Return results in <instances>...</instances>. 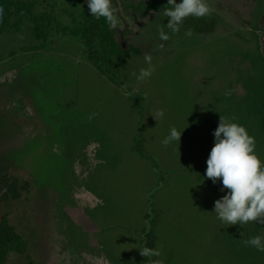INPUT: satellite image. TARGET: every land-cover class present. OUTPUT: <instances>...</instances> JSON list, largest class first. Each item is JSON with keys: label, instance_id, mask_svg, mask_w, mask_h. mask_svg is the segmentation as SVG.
Segmentation results:
<instances>
[{"label": "rangeland", "instance_id": "374dc122", "mask_svg": "<svg viewBox=\"0 0 264 264\" xmlns=\"http://www.w3.org/2000/svg\"><path fill=\"white\" fill-rule=\"evenodd\" d=\"M33 1L32 15L16 12L0 33V114L8 118L0 156L28 149L22 175L42 169L63 194L52 187L35 194L37 257L15 253L9 264H264V252L244 244L264 237V225L222 224L213 212L225 194L222 181L206 178L221 117L246 128L264 161V0H207L206 18L217 20L208 34L183 26L173 34L164 8L115 0L124 28L114 30L110 71L95 65L80 24L61 18L54 0ZM160 27L169 40L159 39ZM146 55L155 71L138 82L132 73L149 67ZM30 108L64 131L73 152L67 164L39 147L46 123H36ZM172 126L182 132L180 143L165 146ZM54 198L88 219H56L75 244L53 225ZM152 232L159 255L145 257Z\"/></svg>", "mask_w": 264, "mask_h": 264}, {"label": "clouds", "instance_id": "9594fccd", "mask_svg": "<svg viewBox=\"0 0 264 264\" xmlns=\"http://www.w3.org/2000/svg\"><path fill=\"white\" fill-rule=\"evenodd\" d=\"M91 16L97 20L103 18L111 30H122L124 24L115 6V0H85ZM169 6L164 10L168 18L166 29L171 33H178L186 18H203L212 13L207 0H168ZM2 12V10H0ZM161 41L170 39L165 27L158 28ZM186 35H191L187 31ZM162 46V45H161ZM148 68H141L139 74L133 72L137 81L150 78L155 71L152 57L145 56ZM231 95V92H227ZM97 115L93 113L89 119ZM163 110L156 116L163 118ZM181 131L175 126L170 127L168 135L162 144L169 146L181 138ZM214 146L206 161V178L213 184L222 181L221 191L225 194L214 204L216 218L226 225L244 226L250 222L264 225V161L255 152V139L250 136L246 128L235 121V118L221 117L218 127L213 132ZM245 246L254 247L258 252H264V237L252 236L244 241ZM145 257L159 255L158 251L145 248Z\"/></svg>", "mask_w": 264, "mask_h": 264}, {"label": "flooded vegetation", "instance_id": "af4514ba", "mask_svg": "<svg viewBox=\"0 0 264 264\" xmlns=\"http://www.w3.org/2000/svg\"><path fill=\"white\" fill-rule=\"evenodd\" d=\"M31 110V116L35 119L36 123L39 122V124L44 127L42 124H45V139H42V131L41 132V139L39 141V147H43L45 149H48L49 152V158L53 156H59L61 158L62 162L69 161L70 157L73 156V152L69 151V148H66L67 141L64 131L60 128V125L56 122L49 121L44 119L41 115H37L34 113V109L30 108ZM2 117V121H0V130L3 128L4 123L8 121L7 116L5 117L3 114H0ZM27 118V117H26ZM57 120V119H56ZM50 123H49V122ZM11 122L8 123L7 129H9ZM69 128L72 127L68 126ZM28 130V129H27ZM24 131L26 132V126ZM31 131V126H30ZM27 135H30V133H27ZM27 137V136H26ZM62 139V140H60ZM32 139L27 137L26 143L30 144L32 143ZM27 146V145H25ZM24 147V146H23ZM22 147V148H23ZM62 147H65V154L60 155L59 150H62ZM16 148H19L18 145H16ZM24 148H29L24 147ZM6 153L0 156V179H3L5 182L3 184V188H0V216L7 217L5 212H8V224L12 226V230L15 233V235L12 237V250H10L4 260L0 262V264H9V257L15 253H19L20 255H26L27 258H35L37 255V250L33 251L31 248V243L34 242L37 238L35 235V228L36 223L35 219L38 218V212L41 210L39 208H35L33 206V200L38 199L35 194L37 192L43 193L44 190H47V187H52L54 189V183H51V180L47 174L43 172L42 169L38 170L35 175H32L29 171L24 172L22 175L23 170L21 169L22 161L25 159V155L28 153V149L22 150V149H16V151L12 150H5ZM56 151V153L54 152ZM54 158V157H53ZM56 174V173H55ZM58 179L57 175L54 176ZM46 181V182H45ZM58 186V184H56ZM14 191L13 194H9ZM57 194H63L62 189H59V191L51 190L50 193ZM9 194L5 199L4 202H2V195ZM73 200V197L70 198V201ZM54 201L56 204V215H55V225L56 227L59 226L58 222H56V219H58L59 223L62 222L61 219H68L71 221H75L76 223L81 225V221H84L85 224L88 222V219L84 217V214H82L80 211L79 213L74 215L73 211H68V206L59 199L54 198ZM69 205V204H68ZM83 211V210H82ZM31 218L32 220H30ZM60 227V226H59ZM62 227V226H61ZM60 227V228H61ZM63 228V227H62ZM56 229V228H55ZM54 229V230H55ZM64 231V228L62 229ZM145 233V232H144ZM56 230L54 232V238H56ZM146 235V233L144 234ZM64 236L67 239V242H72L70 239L67 238L65 231ZM53 238V239H54ZM74 243V242H72ZM75 244V243H74ZM55 246H57L56 243H54ZM148 248V247H147ZM149 249V248H148ZM36 254V255H35ZM69 255V252L66 253ZM66 256V255H64ZM31 263V262H30ZM157 264H160L159 261Z\"/></svg>", "mask_w": 264, "mask_h": 264}, {"label": "trees", "instance_id": "16d2710c", "mask_svg": "<svg viewBox=\"0 0 264 264\" xmlns=\"http://www.w3.org/2000/svg\"><path fill=\"white\" fill-rule=\"evenodd\" d=\"M50 1V0H45ZM54 11L63 10L61 18L65 19L66 16L73 19L74 23L80 24L81 34L85 38L86 44L90 48V58L94 61L95 65L103 70L110 71L116 68L114 60L111 58L112 51L115 50V31L108 28L104 19L99 20L93 18L88 10V6L83 5L81 0H74L71 7L67 6L68 0H54ZM141 9H149L160 7L166 9L168 0H140ZM44 2V1H43ZM37 5L33 0H0V33L7 29L12 19L16 16V12L21 13V17L33 14V9ZM144 6V7H143ZM85 8V9H84ZM86 17V19H84ZM217 20H208L206 17L196 18L188 17L185 19L183 27L191 29L194 32L208 34L214 31ZM96 43H100L99 48L95 47ZM4 180L0 179V188H3ZM13 190L9 194H13ZM2 195V202L9 195ZM7 217L0 216V262L4 260L6 254L12 250V237L15 233L12 226L8 224V212H5ZM157 236L155 232L149 234V242L147 247L150 250L156 251ZM159 260L155 258L157 264Z\"/></svg>", "mask_w": 264, "mask_h": 264}, {"label": "crops", "instance_id": "0c3cea01", "mask_svg": "<svg viewBox=\"0 0 264 264\" xmlns=\"http://www.w3.org/2000/svg\"><path fill=\"white\" fill-rule=\"evenodd\" d=\"M154 227V230H155V226H153Z\"/></svg>", "mask_w": 264, "mask_h": 264}]
</instances>
